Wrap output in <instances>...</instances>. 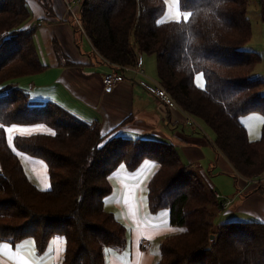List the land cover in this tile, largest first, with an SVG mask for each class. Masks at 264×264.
<instances>
[{"label": "trees", "instance_id": "obj_1", "mask_svg": "<svg viewBox=\"0 0 264 264\" xmlns=\"http://www.w3.org/2000/svg\"><path fill=\"white\" fill-rule=\"evenodd\" d=\"M259 3L264 21V0ZM179 4L188 19L160 21L165 0H82L80 19L104 61L133 66L139 53L155 55L158 81L184 113L213 131L235 177H261L264 123L260 137L250 139L240 120L253 112L264 116V85L251 76L262 57L244 48L252 37L249 0ZM29 17L27 0H0V240L32 238L42 252L58 236L64 241L60 264H106L107 249L126 245V226L104 204L113 191L110 177L121 166L135 170L151 160L158 169L147 186L149 209H167L177 227L161 240L155 264H264V221L216 224L222 207L214 189L172 143L102 133L99 123L54 101L36 104L13 81L46 67L36 29L24 24ZM200 72L203 87L195 81ZM14 125L44 130L15 133L10 142L7 128ZM22 154L46 163L48 188L31 179ZM256 189L264 193V185Z\"/></svg>", "mask_w": 264, "mask_h": 264}, {"label": "crops", "instance_id": "obj_2", "mask_svg": "<svg viewBox=\"0 0 264 264\" xmlns=\"http://www.w3.org/2000/svg\"><path fill=\"white\" fill-rule=\"evenodd\" d=\"M37 1L33 3L30 0L33 14L30 13L25 26L36 29V45L46 67L41 72L18 77L14 81L30 94L33 101L45 102L44 99H51L50 101L62 105L80 119L88 123H99L102 133L130 138H154L172 143L182 162L189 165L200 161L205 147L211 145L216 165L221 164L225 170L236 171L233 164L215 148L214 136L208 138L203 128L187 124L186 113L180 107L171 108L156 100L145 87L150 81L142 74H128V79L118 83L112 91L105 92L102 77L111 66L93 49L86 34L91 45L90 51L85 50L82 45H76L65 0H46V7L41 4V0ZM93 55L96 63L91 58ZM144 65L143 58L142 67L146 73ZM23 127L30 128L31 132L44 130L36 126ZM244 127L248 131V127ZM199 131L203 133L202 136ZM15 133L18 132H13L11 136ZM24 157L32 167L37 184L48 188L50 181L46 163L29 155ZM213 167L215 165L211 166L209 174L214 173ZM157 169L156 162L145 160L135 170L121 166L111 175L113 191L105 198L104 204L126 226V245L107 249L106 264H155L159 254L157 243L160 246L166 235L177 230L170 223L167 209L157 212L149 209L147 186ZM237 178L242 181L241 187L231 198L232 202L239 194L248 193L244 201L237 202V212L259 216L264 221V193L256 189L259 184L264 185V175L254 179L240 175ZM214 192L223 195L217 189ZM250 202L255 205L251 209L248 208ZM230 207L231 204L222 208L226 209L228 217L221 222L246 221L237 218L236 211L229 213ZM142 240L149 243L143 245ZM63 248L64 241L58 236L51 237L42 252L37 251L32 238L17 244L0 240V264H60Z\"/></svg>", "mask_w": 264, "mask_h": 264}, {"label": "rangeland", "instance_id": "obj_3", "mask_svg": "<svg viewBox=\"0 0 264 264\" xmlns=\"http://www.w3.org/2000/svg\"><path fill=\"white\" fill-rule=\"evenodd\" d=\"M36 1L37 0H32L33 3ZM45 1L46 0H41V4H43L44 7H46ZM165 3H166V9L164 11V14L159 19L160 21L188 19L189 13L187 11H184L181 9L180 4H179V0H165ZM27 6H28L30 13L33 14L32 4H31L30 0L27 2ZM76 13L78 15L80 14L77 11V9H76ZM247 13H248V17L252 23V37H251V40L248 42V44L245 45L244 48L252 49L253 51L258 52L261 55V57H262L261 61L256 65L255 70H253V72L251 73V76L262 80V82L264 83V21L262 20V16H261L262 14H261V7H260L259 0H249ZM68 17L71 20L74 19L73 16L70 14L68 15ZM27 22H28V20L25 23H27ZM72 29H73V27H72ZM73 31H74L75 36H76V45H82V47L85 50L90 51L91 45H90L86 35L83 34L79 30L75 31L73 29ZM87 55L89 56L90 53H87ZM142 56H143L144 61H145L144 68L146 70V73H145L146 75H144V74H142V75L145 76V78H147L150 82H151V80L148 77L152 78L155 81H158L157 64H156L155 55H153V54H151V55L142 54ZM91 58L96 63L95 56L93 55ZM142 69H143V67H142ZM128 74L129 75L134 74V72H128ZM197 77L200 78L198 81H197ZM15 80H13V81H15ZM19 80L20 79H18V81ZM195 81H196L197 85L203 87L205 84V79H204L203 73H201V72L197 73L196 77H195ZM35 94H32V96H34ZM47 100H51V99H44V101H47ZM35 103L41 104L43 102L38 101ZM240 120H241V123L243 125L248 127L249 132L247 131V133L249 134V136L251 138H259L260 137L262 126H263V120H264V116L261 113L253 112V113L248 114L246 117L241 118ZM196 121L203 128V132L207 135V137L213 138V136H214L213 131L205 123H203L201 120L196 119ZM199 134L201 135L203 133L200 132ZM210 146L211 145H208L207 147H205L203 157L200 159V161L192 163L191 168H193L195 170V172L198 174V177L201 180H203L204 183H206V185L209 188L217 189L220 192H222L224 196H226L228 198H232L233 195L241 187L242 181L240 178L235 177V175H237L235 170L234 171H231V170L228 171V170H225L221 164L216 165V156H215L214 152L212 151V147H210ZM24 156H26V155H24V154L21 155V160H22V163L24 165V168H25L26 172L29 174V176L31 177V179L33 181H35V183L37 184L38 182L34 176L32 167L29 166V164L26 161ZM211 162H212V164H211ZM214 165H215V167H213L214 173L209 174V173H211V171H210L211 166H214ZM237 177H239V175ZM257 178H259V177H257ZM37 185L41 188H44L43 186H41V184H37ZM251 193H253V192H251ZM247 196H248V193H244L243 195L239 194V197H234L233 202H231V207H230L229 213H232L233 211L237 212L238 211L236 209L237 202L240 200L244 201ZM254 206L255 205L252 202H250V206H248V208L251 209ZM225 210L226 209H221L220 211H218L214 215L213 221L216 224L221 223V221L223 219L228 217V213ZM236 217L237 218L239 217V219H244L246 221L261 220L262 219L259 216H255V215L245 213V212L244 213H238L237 212ZM261 221H263V220H261ZM158 244L159 243H157V249H158V253H159Z\"/></svg>", "mask_w": 264, "mask_h": 264}, {"label": "built area", "instance_id": "obj_4", "mask_svg": "<svg viewBox=\"0 0 264 264\" xmlns=\"http://www.w3.org/2000/svg\"><path fill=\"white\" fill-rule=\"evenodd\" d=\"M81 2L82 0H65L66 10L68 12V15L70 14L73 16L74 22L79 26L81 32L85 34L80 19V14L78 15L76 13V9L80 13ZM107 62L110 64L111 69L108 72H106L102 77V85L105 92L112 91L115 88V86H117L118 83L128 79V72H136L145 75V72L142 69L143 56L141 53L137 55L136 63L133 66L121 65L110 61ZM150 80L151 82L145 87L156 100H159L160 102L164 103L166 106L171 108L179 107L174 97L159 81H155L153 79ZM186 123L189 125L196 126L199 129H202V127L196 121V119L188 114H186ZM215 196L218 199L222 208H227L232 202L231 198H228L218 192H215ZM148 243L149 242L147 240H142L143 245H147Z\"/></svg>", "mask_w": 264, "mask_h": 264}, {"label": "snow or ice", "instance_id": "obj_5", "mask_svg": "<svg viewBox=\"0 0 264 264\" xmlns=\"http://www.w3.org/2000/svg\"><path fill=\"white\" fill-rule=\"evenodd\" d=\"M200 78L197 77V81L199 80ZM4 126L3 125H0V128H3ZM36 127H43L42 125H38ZM7 132L9 134V141L11 142L12 141V136L11 134L13 132H18V133H30L31 132V129L30 128H27V127H22V126H12V127H8L7 128ZM53 135L55 133H52Z\"/></svg>", "mask_w": 264, "mask_h": 264}, {"label": "water", "instance_id": "obj_6", "mask_svg": "<svg viewBox=\"0 0 264 264\" xmlns=\"http://www.w3.org/2000/svg\"><path fill=\"white\" fill-rule=\"evenodd\" d=\"M213 237H214V235L211 236V238H213Z\"/></svg>", "mask_w": 264, "mask_h": 264}]
</instances>
